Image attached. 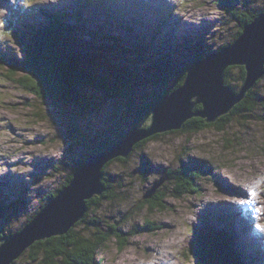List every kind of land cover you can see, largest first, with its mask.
<instances>
[{"label":"rangeland","instance_id":"374dc122","mask_svg":"<svg viewBox=\"0 0 264 264\" xmlns=\"http://www.w3.org/2000/svg\"><path fill=\"white\" fill-rule=\"evenodd\" d=\"M217 1L0 0V56H24L8 23L14 22L20 33L24 23L43 20L41 11L65 14V23L76 25L84 42L78 51L86 71L96 80H117L119 93H130L136 105H146L160 91L157 83L164 88L198 55H212L232 42L239 24ZM226 1L238 9L264 8V0ZM237 71H231L233 83ZM14 77L0 68V242L39 213L90 148L117 139L133 120L123 97H107L88 87L82 92L92 102L84 111L70 102L37 100ZM254 85L264 92V73ZM262 115L264 107L258 105L253 118L232 115L222 130L208 126L159 132L130 151L127 161L113 160L104 173L112 186L123 179V191L96 211L86 207L87 216L75 228L88 233L92 218L114 222L127 244L120 249L116 239L109 240L93 264H130L129 259L136 264H199L190 250L193 230L216 226L221 213L231 221L246 264H264ZM182 168L199 174L188 185L163 179L156 189L163 196L158 206L145 202L165 173ZM225 183L246 185L252 199L231 193ZM155 248L168 260L159 261ZM27 253L28 247L9 264H28ZM207 262L217 264L212 258Z\"/></svg>","mask_w":264,"mask_h":264},{"label":"trees","instance_id":"16d2710c","mask_svg":"<svg viewBox=\"0 0 264 264\" xmlns=\"http://www.w3.org/2000/svg\"><path fill=\"white\" fill-rule=\"evenodd\" d=\"M217 2L227 11L229 17H233L239 24V28L234 34L231 43L239 36L245 24L250 23L259 13L264 11V8L254 10L248 6H242L238 9L235 8L232 1L218 0ZM241 9L243 11L245 9L246 13H242ZM42 15L45 20L35 24L24 23L22 31H19L20 33L13 27L15 25L14 22L13 25L7 24L6 27L8 31L11 32V30H13L15 37L18 38V43L23 48L24 56L21 58L15 56H0V68L6 67L10 73H13L15 76L13 78L14 82L17 83L21 89L33 94L37 100H49L55 103L60 102L59 104L70 102L85 111V109L90 108V103L88 101H91V99L82 91L90 87L98 93L105 94L107 97H123L130 105L128 109L131 111V117L133 118L130 128L117 139L100 142L90 148L85 158L78 162L72 172L66 177L63 185L58 188L57 191L50 193L47 199V202H49L57 195L59 190L68 184L72 174L82 165L83 161L89 155L123 139L128 131L134 129L141 121L147 120L150 117L152 107L159 103L166 94L171 93L181 86L188 66L193 64L195 60L206 57V55H198L196 59L188 62L184 67L179 68L178 71H176L177 75H172L173 79L165 81L166 84L164 88L158 86L160 84L157 83V87L155 88H160V91L154 99L147 102L146 105H136L130 93L118 92L119 90L117 87L121 84L120 82H117V80L111 82L105 79L96 80L95 75L86 71V67L82 62L83 55H80L78 51V47H81V50L85 47V45L82 46L84 42L80 41L77 35V26L65 23V14L61 16L59 14H50L49 11H45L42 12ZM234 68L239 69L235 75L236 83H233L234 80L230 77L231 71ZM244 80L245 69L243 66L229 65L225 68L224 84L235 94L239 93ZM254 87L255 85L245 93L240 101L235 103L229 113L222 115L218 120L209 123L202 117L193 116L185 121L183 129H202L208 126H214L222 130L228 123L229 117L232 115H242L245 118H253V113L257 110L258 105L262 108L264 107V92L259 93ZM201 108L202 105L198 103L193 108V111H198ZM262 117L264 119V115H262ZM157 134L158 133L136 142L132 146L131 151L142 145L149 138H155ZM113 160L125 162L127 161V157H115L104 165L101 177L103 191L101 195L94 196L85 201L87 211L90 209L96 211L101 202L118 199L119 194L123 191V179L118 181L116 186H112L109 181V176L104 173V170ZM198 174V171L182 168L176 169L173 174L167 172L164 176L169 179H174L175 182L180 181V185H188L193 182V179L195 176H198ZM180 188L181 190L184 189L183 186ZM161 198H163V196L159 194V190H155L151 197L145 199V202H150L153 207H157ZM86 213L87 212H85L83 217L87 216ZM216 221L218 223L214 227L206 226L205 230H193V240L190 245L191 253L198 258L201 264H209L206 261L211 258L217 264H245L244 255H241L238 250L239 244L236 241L235 235L232 233V226L229 218L220 215L216 217ZM79 224L80 222H76L61 236H54L42 241L38 240L30 244L28 246V256L26 258L27 263L93 264L96 254L109 240L116 239L117 244L121 247L120 249L127 244L124 233L120 232L118 225L114 222H104L92 218L91 221H89L90 231H88V233L77 230L75 226L77 227ZM142 228L146 230L145 228H147V226L144 225ZM137 229L136 227V230Z\"/></svg>","mask_w":264,"mask_h":264},{"label":"water","instance_id":"95a60500","mask_svg":"<svg viewBox=\"0 0 264 264\" xmlns=\"http://www.w3.org/2000/svg\"><path fill=\"white\" fill-rule=\"evenodd\" d=\"M229 65H242L245 69V80L238 94L224 84V70ZM263 73L264 11L242 27L233 43L188 66L181 86L154 105L147 120L141 121L123 139L89 155L68 184L20 232L1 240L0 264L11 263L35 241L65 234L81 219L86 210L85 201L102 193V169L111 159L127 157L132 146L141 139L183 128L185 121L193 116L202 117L209 123L218 120L231 111ZM198 103L202 108L193 111ZM163 179L166 176L144 198L151 197Z\"/></svg>","mask_w":264,"mask_h":264},{"label":"bare ground","instance_id":"6f19581e","mask_svg":"<svg viewBox=\"0 0 264 264\" xmlns=\"http://www.w3.org/2000/svg\"><path fill=\"white\" fill-rule=\"evenodd\" d=\"M233 179V178H232ZM236 181V180H235ZM238 183H236V184H228V183H225V186L227 187V190L228 191H230L231 193H234V194H236V193H240V194H243V195H245L246 196V198H248V200H251L252 198H251V192H250V190H248L247 189V187H246V185H244L243 187L244 188H242V187H240L239 185H237ZM242 186V185H241ZM248 190V191H247ZM228 195V194H227ZM231 196V195H230ZM228 197H229V195H228ZM244 207V206H243ZM170 227H172V226H170ZM169 231H172V229H169ZM166 248V247H165ZM155 250V252L158 254V256L160 255V257L158 258L159 259V261L160 260H168L167 259V257H165V255H164V253H159L158 251H156V248L154 249ZM155 259V258H154ZM157 259V260H158ZM129 261H130V264H136V262H134V260H132V259H129ZM156 262V261H155ZM141 264V263H140ZM152 264H157V262L156 263H152Z\"/></svg>","mask_w":264,"mask_h":264}]
</instances>
